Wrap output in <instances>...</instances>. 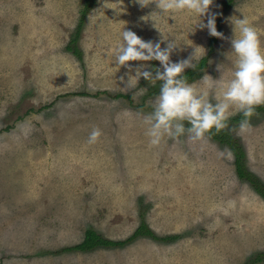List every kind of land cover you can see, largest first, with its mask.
<instances>
[{
  "label": "rangeland",
  "instance_id": "1",
  "mask_svg": "<svg viewBox=\"0 0 264 264\" xmlns=\"http://www.w3.org/2000/svg\"><path fill=\"white\" fill-rule=\"evenodd\" d=\"M83 10L84 0H0V264H264V198L238 177L231 150L207 134L151 145L145 118L160 81L115 62L123 29L162 49L171 42L172 62L195 49V66H205L187 82L211 96L234 68L231 17L247 16L264 45V0H213L223 36L212 47L197 18L156 15L155 0H93L77 56L66 47ZM128 63L163 70L157 60ZM248 122L225 128L264 188V113ZM94 128L101 134L89 142ZM142 221L175 239L61 251L88 229L123 241Z\"/></svg>",
  "mask_w": 264,
  "mask_h": 264
},
{
  "label": "clouds",
  "instance_id": "2",
  "mask_svg": "<svg viewBox=\"0 0 264 264\" xmlns=\"http://www.w3.org/2000/svg\"><path fill=\"white\" fill-rule=\"evenodd\" d=\"M153 0H139L146 6ZM213 0H155L159 12L156 15H167L168 18L182 14L197 18L196 26L207 28L212 36L222 37L217 31L215 14L210 13L209 6ZM151 13V17L153 15ZM207 15L206 23L202 17ZM233 24L231 53L234 57V68L231 78L214 86L210 96L209 89L196 88L183 76L186 68L195 67L198 59L196 50L179 62L170 60L172 43L161 48L160 43L145 42L132 30L123 29L120 33L115 53L118 66L135 68V76L143 77L153 83L160 81L159 93L155 97L152 111L147 114L146 134L153 146L160 145L165 136L178 138L188 133L189 139L198 141L212 130L219 132L227 125L232 115L240 113L243 119L239 128L249 127L248 118L257 106L264 105V45L261 44L257 29L247 16L230 18ZM153 20V19H152ZM157 60L162 71L147 70L144 64L131 65L129 61ZM100 130L94 128L89 134V142H95Z\"/></svg>",
  "mask_w": 264,
  "mask_h": 264
},
{
  "label": "trees",
  "instance_id": "3",
  "mask_svg": "<svg viewBox=\"0 0 264 264\" xmlns=\"http://www.w3.org/2000/svg\"><path fill=\"white\" fill-rule=\"evenodd\" d=\"M92 3L93 0H84V10L82 11V17L79 19L78 25L76 26L75 37L72 40V42L69 43L66 47L68 51L73 52V54L77 56L79 55V52L77 51L76 47L73 44H75L77 37L79 36V33L82 30L84 17L87 14ZM225 5L227 6V4ZM216 39L217 36L211 37L210 39L211 47L215 44ZM204 66H205V59L201 60L200 63H198L195 67L186 70L183 73V76L185 77L186 80H191L195 72L198 69L204 68ZM115 98H128V97L118 94L115 96ZM259 113H264V105L257 106L255 112L250 117ZM242 119L243 116L241 114H238L236 118H234V120L227 121V125L238 123ZM206 134L209 135L213 140L217 141L218 143L226 145L231 150L234 156V164L238 177L240 179L247 180L252 185L253 189L257 191L264 198V188L261 185H258V182L253 175L245 171L244 152L242 148L239 146L238 142L231 136L229 131L226 128H224L219 132L212 130ZM140 237H149L154 240L162 241V242H169L175 239V237H163V238L156 237L153 234V232L148 228V226L142 221L141 224L136 228V230L131 234V236H129L127 239L123 241H112L103 238L93 229H88L85 231L84 237L81 242H79L78 244L72 247L64 248L61 251L65 253H71V252L85 253V252L93 251L97 248H120L126 246L127 244L132 243L134 240ZM260 260H261L260 256H257L253 263L259 262Z\"/></svg>",
  "mask_w": 264,
  "mask_h": 264
}]
</instances>
